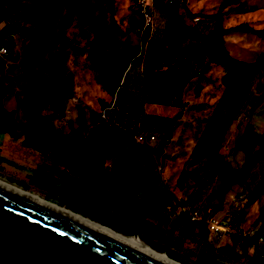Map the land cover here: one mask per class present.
Wrapping results in <instances>:
<instances>
[{"label":"rangeland","instance_id":"1","mask_svg":"<svg viewBox=\"0 0 264 264\" xmlns=\"http://www.w3.org/2000/svg\"><path fill=\"white\" fill-rule=\"evenodd\" d=\"M22 1L31 5L33 0ZM48 1H44L35 20L13 16L7 23H0V29H17L25 22L37 25ZM172 10L192 31L217 29L216 47L211 57H205L207 66L198 74L186 70L188 66L181 60L185 54L161 47L153 29L140 40L143 22L130 0H79L73 5L62 2L45 36L23 44L17 37L14 40L20 55L15 62L19 73L14 78L15 85L6 89L8 94L14 92L15 115L25 117L35 105L40 114L48 113L58 93L60 115L53 123L64 131L69 121L73 123L75 104L86 109L87 125L82 136L97 120L115 128L117 122L113 120L111 105L108 106L113 98L112 83H119L129 60L139 52L146 61L151 60L143 71L145 75L159 71L158 62L164 59L163 70L182 71L183 79L179 78L174 88L183 102V114L159 157L153 153L156 136L153 134L150 139V134H146L135 148L136 155L132 151L127 162L153 163L148 173L152 181L145 189L155 196L178 199L190 209L218 217L241 211L244 215L239 223L263 232L264 0H176ZM153 15L157 25L162 26L161 14L153 11ZM192 31L184 32L179 46L193 43ZM144 83L151 93L149 83ZM248 94L255 101L243 107ZM7 123L12 124L10 120ZM43 125L46 131L40 148L47 149L49 156L70 150L69 155H75L82 148V140L67 143L58 131L49 129V124ZM129 135L108 153V163L125 159V141H132ZM213 154L219 157L214 172L209 165ZM13 182L120 235L134 236L133 230L116 218L73 204L67 199V190L47 175L28 171ZM139 239L142 240L140 236Z\"/></svg>","mask_w":264,"mask_h":264},{"label":"trees","instance_id":"2","mask_svg":"<svg viewBox=\"0 0 264 264\" xmlns=\"http://www.w3.org/2000/svg\"><path fill=\"white\" fill-rule=\"evenodd\" d=\"M45 0H33L32 4L22 0H0V23H7L13 16H17L22 20H35L41 11L42 5ZM79 0H49L46 3V10L42 14L37 25L30 23H23L17 29L2 27L0 29V47L5 49L7 55L9 50L14 51L12 61L16 62L20 59V55L15 49V38L20 39V44H23L28 39H40L46 35L47 30L51 27L56 15L60 11V5L62 2L73 5ZM176 0H151V13L153 18L152 27H144L141 32L140 40H144L153 29V36L157 40L161 47H164L167 51H175L178 55H184L191 53L196 58H209L213 54V50L216 47V28H207L204 32L192 31L191 27L185 24L180 14L172 10V6ZM182 1V0H180ZM226 3H231L235 0H224ZM153 11H157L161 14L163 25H157L154 19ZM192 31L193 43L179 46L181 36L184 32ZM5 58V57H4ZM147 60V58H145ZM139 52L129 60V64L146 69L151 63V60L146 61ZM146 61V62H145ZM3 59L0 60V99L4 90V78H3ZM174 75H162L154 74L151 77V82L154 90L149 93L144 89L134 90L119 85L117 82L112 83L113 98L111 104L119 108V117L115 128H111L110 125L102 120H97L86 133L82 136V129L87 125L86 109L80 105L75 104V116L73 123L69 121L67 129L64 131L60 125L54 124L53 119L58 117L59 105H58V93H55L53 100L54 105L50 111L45 114H40L38 106L35 105L32 111L25 117V121L22 124H18L12 121L13 128L8 127V131L13 134H23V142L34 149H41L40 142L44 140V132L46 126L43 124H49L52 130L58 131L62 135V139L65 142L76 140L79 142L82 140L83 146L79 150V162H78V175L71 188L66 192L67 199L82 208L96 209L101 204V195L105 193V189L110 185L107 184V180L103 177V172L106 169L104 161L112 150L116 149V145L120 143L122 137L126 134H138L140 136V142L125 141L123 147V153L126 155L124 161L127 162V157L131 152L135 150L136 146L141 143L143 136L150 134L153 138V134L156 136V145L153 149V153L156 157H159L162 153L164 144L170 139L173 128L176 121L183 114V102L180 100V95L173 89ZM247 102L242 103L241 106L248 105L255 101L254 96L248 94L246 96ZM158 104L164 106H173L177 109L172 115H158L145 111V105ZM125 138V137H124ZM33 140V141H31ZM41 151L47 152V149L42 148ZM75 151V147H74ZM72 152L71 150L66 153L60 154V156L52 155L57 159H64ZM219 164V157L213 154L209 163L212 168V172L216 171ZM153 163L150 162L147 165L145 172L143 173V179L148 182V173L152 170ZM109 174L113 176L112 168H107ZM66 205L63 203L61 205ZM206 215L207 213L202 212ZM209 214V213H208ZM241 211L237 212V219L240 220L243 217ZM129 221V220H128ZM133 226V231L140 223L137 219L135 222H129ZM251 234L264 235L263 232H255L250 228Z\"/></svg>","mask_w":264,"mask_h":264},{"label":"crops","instance_id":"3","mask_svg":"<svg viewBox=\"0 0 264 264\" xmlns=\"http://www.w3.org/2000/svg\"><path fill=\"white\" fill-rule=\"evenodd\" d=\"M14 54L13 50H9L5 58L1 57L4 62V90L0 99V179L28 190L19 183H14L13 180L25 176L28 171H37L55 179L60 188L68 190L78 175L79 151L64 159H57L49 156L47 152L36 151L25 145L23 134H13L7 130L8 127L13 128L12 124L8 125V120L22 124L29 114L28 112L25 117L22 115L16 117L17 103L13 101L14 92L7 93L6 88L15 85L14 78L19 73L15 62L11 60ZM181 60L188 66L186 70L195 74L202 71L208 63L206 58H196L191 53L185 54ZM164 63L165 60L160 59L157 66L160 70H154L147 75L143 72L145 69L130 64L119 85L134 90H146L143 83L147 82L154 90L151 82L154 74L174 75L173 89L175 90L176 81L178 82L179 78L183 79L182 71L163 70L166 67ZM144 76L148 78L144 80ZM108 106L112 109L113 120L117 122L119 108L112 104ZM145 111L166 116L175 112L173 106L158 104L145 105ZM8 115H10L9 118ZM133 154L136 155L135 150ZM105 167L103 177L110 187L108 186L105 193L101 195V204L96 210L116 218L121 225L130 227L132 230L133 226L129 222L139 219L140 223L133 232L138 233L142 239L141 242L146 243L145 245L148 244L149 247L180 264H264V261L257 258L251 239H242L240 250H235L233 243L239 242L236 235L228 236L224 232H210L204 224L190 221L186 214L180 212L179 202L181 201L178 199H164L146 191L145 187L149 182L143 179V173L147 167L144 163L133 164L123 160L109 162ZM110 167L115 172L113 176L107 169ZM199 213L202 214V212ZM230 215L235 216V222L238 224L237 213L220 218L225 220Z\"/></svg>","mask_w":264,"mask_h":264},{"label":"water","instance_id":"4","mask_svg":"<svg viewBox=\"0 0 264 264\" xmlns=\"http://www.w3.org/2000/svg\"><path fill=\"white\" fill-rule=\"evenodd\" d=\"M0 264L171 263L0 184Z\"/></svg>","mask_w":264,"mask_h":264},{"label":"built area","instance_id":"5","mask_svg":"<svg viewBox=\"0 0 264 264\" xmlns=\"http://www.w3.org/2000/svg\"><path fill=\"white\" fill-rule=\"evenodd\" d=\"M166 1V0H165ZM130 3L138 10L141 15L143 28L152 27L153 18L151 13V0H130ZM15 21V20H14ZM5 54V49L0 47V56ZM129 137L135 142H140L138 134H130ZM152 139V136L149 137ZM108 162L104 161V165ZM241 197L243 194L240 195ZM180 212L186 214L190 221L201 222L206 229L213 233L224 232L226 235H236L238 241L233 243L235 250H240V241L242 239H251L253 248L256 251V256L259 260L264 261V235L253 236L249 227L243 226L242 223L235 222V216L230 215L225 220L214 214H200L197 210L190 209L186 202H179ZM229 243H231L229 241Z\"/></svg>","mask_w":264,"mask_h":264},{"label":"bare ground","instance_id":"6","mask_svg":"<svg viewBox=\"0 0 264 264\" xmlns=\"http://www.w3.org/2000/svg\"><path fill=\"white\" fill-rule=\"evenodd\" d=\"M0 184L4 185V186H6V187H8V188H10L12 190H15L16 192L21 193V194H23V195H25L27 197H30V198H32V199H34L36 201H39V202H41V203H43L45 205H48V206H50V207H52L54 209H57V210L65 213V214H67V215H69V216H71V217L83 222V223H86V224H88V225H90L92 227H95V228H97L99 230H102V231L108 233V234H111V235L115 236L116 238H118V239H120V240H122V241H124V242H126L128 244H131V245H133L135 247H138V248L142 249L143 251L147 252L148 254H150V255H152L154 257H157V258H159L161 260H164L166 262H169L171 264H180V263L168 258L165 254L156 252L155 250L150 248L148 245H145L144 243H142L141 240L139 239L138 235L133 236V237H127V236L120 235L119 233L113 231L112 229H110V228H108V227H106L104 225H101V224H99V223H97L95 221H92V220H90L88 218H85L82 215H80L78 213H75V212H73L72 210H70V209H68L66 207H63V206H60L58 204L49 202V201L45 200L44 198L38 196L37 194H33V193L28 192V191H25V190H23L21 188H18L16 186L12 185V184H9V183L5 182L3 180H0Z\"/></svg>","mask_w":264,"mask_h":264}]
</instances>
